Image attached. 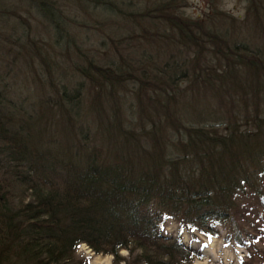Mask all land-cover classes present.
Masks as SVG:
<instances>
[{
	"label": "trees",
	"instance_id": "16d2710c",
	"mask_svg": "<svg viewBox=\"0 0 264 264\" xmlns=\"http://www.w3.org/2000/svg\"><path fill=\"white\" fill-rule=\"evenodd\" d=\"M223 1L0 0V264H191L264 199V0Z\"/></svg>",
	"mask_w": 264,
	"mask_h": 264
},
{
	"label": "rangeland",
	"instance_id": "374dc122",
	"mask_svg": "<svg viewBox=\"0 0 264 264\" xmlns=\"http://www.w3.org/2000/svg\"><path fill=\"white\" fill-rule=\"evenodd\" d=\"M222 3L223 9L229 11L232 15L242 14L243 6L239 0H224ZM63 5L66 6L64 3ZM183 5H186L183 9L184 14L192 17L201 14L206 9L204 0H184ZM2 31L0 44L5 45L3 53L10 46L16 51V45L12 43L13 39L7 38L8 30ZM36 33L42 37V41L47 40L42 28L36 29ZM35 39L37 38L35 37ZM49 56L55 57L51 51ZM23 66L26 67V65ZM27 70L28 68H22V72H27ZM38 71L39 69L30 70L26 75L30 83L34 77L35 86H38L37 80H40L39 77H36ZM262 187L264 193V181L262 182ZM235 223V229L229 230V233L218 227V238H206L196 231L192 233L181 231L179 235L181 242L195 249L200 255V258L195 259L191 264H264V199L262 201L253 197L242 199L239 203ZM177 231L175 222L168 221L164 225L162 233L165 236L174 237ZM238 236L242 242L240 246L235 241ZM227 237L229 241H226ZM76 254L85 258L87 264H114L111 256L93 254L83 244L78 246ZM126 255V252H120V257H126Z\"/></svg>",
	"mask_w": 264,
	"mask_h": 264
}]
</instances>
